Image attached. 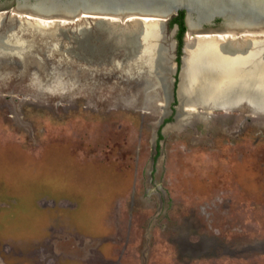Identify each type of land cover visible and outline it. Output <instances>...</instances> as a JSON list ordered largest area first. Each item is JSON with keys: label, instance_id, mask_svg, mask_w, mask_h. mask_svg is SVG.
Here are the masks:
<instances>
[{"label": "rangeland", "instance_id": "374dc122", "mask_svg": "<svg viewBox=\"0 0 264 264\" xmlns=\"http://www.w3.org/2000/svg\"><path fill=\"white\" fill-rule=\"evenodd\" d=\"M170 20L165 38L177 42ZM27 37L21 55L0 53L1 236L28 250L56 219L73 234L107 233L100 249L116 264H264V100L184 65L187 109L216 108L163 123L147 70L86 66Z\"/></svg>", "mask_w": 264, "mask_h": 264}, {"label": "water", "instance_id": "95a60500", "mask_svg": "<svg viewBox=\"0 0 264 264\" xmlns=\"http://www.w3.org/2000/svg\"><path fill=\"white\" fill-rule=\"evenodd\" d=\"M179 11L184 12L185 31L178 64L175 52L177 42L173 38L167 42L165 30L167 22ZM39 18L54 22L57 33H44L50 27L38 24L36 19ZM110 18L119 20L117 22L137 19L140 23L147 20L161 24L155 48L151 50L153 54L150 51L153 55L151 63L141 55L143 44L140 38L124 43L119 50L116 45H109L106 33L96 31L101 30L98 27L95 29L97 20L103 22ZM81 19L90 20L91 23L79 24ZM9 20L14 23H8ZM19 22L35 25L37 29L31 27V30L19 31ZM174 25L170 37L178 29L177 24ZM227 32L237 36L264 38V0H0V53L21 55L28 46H33L32 39L27 36L37 35L41 39L55 40L56 46H59L57 50L67 59H76L86 66H101L110 62L119 67L135 65L139 69L143 68L157 80L156 85L161 91L165 105L161 107L160 122L171 113L174 95L178 101L175 116H185L196 109L207 111L216 108L203 105L188 110L179 97V85L188 36L200 38ZM12 35L24 39L22 44L12 45L11 41L5 40ZM63 41H67V44L62 45ZM114 54L121 58L114 60ZM176 72L178 81L175 84L176 77L173 75Z\"/></svg>", "mask_w": 264, "mask_h": 264}, {"label": "bare ground", "instance_id": "6f19581e", "mask_svg": "<svg viewBox=\"0 0 264 264\" xmlns=\"http://www.w3.org/2000/svg\"><path fill=\"white\" fill-rule=\"evenodd\" d=\"M36 21L40 25L50 27L44 30V33L47 35L57 33L54 28V22L40 18L38 20L36 19ZM117 21L119 20L114 18L104 20L103 22L97 20L95 29L98 27L101 30L96 31L107 34L108 38L106 40L109 45L122 46L126 42L130 43L135 38H140L143 44L141 52L146 54L147 62L151 63V59L153 58L151 50L156 45V36L153 33H160L162 28L161 24L147 20L144 23H140L137 19L126 20V22ZM8 23H14V21L9 20ZM18 27L20 29L19 31L31 30V27L34 30L37 29L35 25L31 26L25 22H19ZM168 48H170V45ZM197 54H201L203 58L198 64L195 63ZM184 65L190 66V69H193V66L201 67L211 75L222 71L224 79L232 83V87L237 93L245 94L263 103L264 38H251L245 35L237 36L235 33L228 32L221 33L218 36L206 35L200 38H191L188 36ZM149 66L151 67V64ZM179 97L184 102L186 100V105H190L196 101L194 98L188 99L180 94ZM215 100L217 103L222 104V101L218 97Z\"/></svg>", "mask_w": 264, "mask_h": 264}, {"label": "flooded vegetation", "instance_id": "af4514ba", "mask_svg": "<svg viewBox=\"0 0 264 264\" xmlns=\"http://www.w3.org/2000/svg\"><path fill=\"white\" fill-rule=\"evenodd\" d=\"M175 38L177 40V48H176V61L180 62V56H181V47L178 49V39H177V32L175 34ZM176 84V81H175ZM177 101L176 96L174 95V100L171 103V113L169 114V117L165 118L163 120V123L170 120L175 115V104L174 102ZM161 131H158V137H161ZM156 150V155L159 153L161 149V145L159 141L155 142L154 146ZM60 227L59 223L56 219H53L51 221V224L48 225L46 232L47 234L41 238H39L36 241L32 242L31 248H28V250L24 248L13 247V244L15 242H12V240H9L10 238H4V236L0 235V264H11L20 262V264H31L29 262L32 261V264H39L40 262L46 263V264H62L63 254L59 250L60 246L58 244L59 238L61 237L60 234ZM80 248V247H79ZM82 249V247H81ZM96 253V252H95ZM106 255V254H105ZM120 257V256H119ZM85 261L86 264H116L120 263V261H115L109 257H105L103 255H100V253L93 254L92 252H89L88 249V256ZM120 259V258H118Z\"/></svg>", "mask_w": 264, "mask_h": 264}, {"label": "crops", "instance_id": "0c3cea01", "mask_svg": "<svg viewBox=\"0 0 264 264\" xmlns=\"http://www.w3.org/2000/svg\"><path fill=\"white\" fill-rule=\"evenodd\" d=\"M60 234H61V237L59 238L58 244L60 246L59 250L63 254L64 261L65 260H69V261L76 260L80 262L81 264H86L85 261L87 260L86 258L88 256V249L90 253L92 252L93 254H95V252L96 253L98 252L100 253V255L107 257V255H105L107 253L103 252L100 249V247L104 242H109L111 246V242L105 236L107 235V233L99 238H89V237L81 236L78 234H73L61 228ZM43 262H40L39 264H43ZM29 263L32 264V261ZM11 264H20V262L11 263Z\"/></svg>", "mask_w": 264, "mask_h": 264}, {"label": "trees", "instance_id": "16d2710c", "mask_svg": "<svg viewBox=\"0 0 264 264\" xmlns=\"http://www.w3.org/2000/svg\"><path fill=\"white\" fill-rule=\"evenodd\" d=\"M184 12L183 11H179L177 15H174L170 22L172 24H177L178 29H177V39H178V49L181 47L182 45V36L184 34L185 31V25H184Z\"/></svg>", "mask_w": 264, "mask_h": 264}]
</instances>
